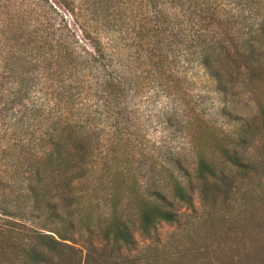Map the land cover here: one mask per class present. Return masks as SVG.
Segmentation results:
<instances>
[{
    "label": "trees",
    "instance_id": "obj_1",
    "mask_svg": "<svg viewBox=\"0 0 264 264\" xmlns=\"http://www.w3.org/2000/svg\"><path fill=\"white\" fill-rule=\"evenodd\" d=\"M194 70L218 95L256 98L264 0H0V131L14 142L4 157L20 152L16 185L0 179L15 194L0 220L16 225L0 223L2 248L53 264L85 205L101 204L104 246L132 250L135 233L176 222L175 203L193 205L196 185L245 169L249 127L210 134ZM152 98L166 100L158 125L176 126L186 148L158 145L159 156L143 144L140 101ZM209 138L217 155L202 150Z\"/></svg>",
    "mask_w": 264,
    "mask_h": 264
},
{
    "label": "rangeland",
    "instance_id": "obj_2",
    "mask_svg": "<svg viewBox=\"0 0 264 264\" xmlns=\"http://www.w3.org/2000/svg\"><path fill=\"white\" fill-rule=\"evenodd\" d=\"M194 72L195 83L191 86L202 104L199 110L204 112L210 134L217 139L226 134L236 136L249 127L251 137L245 148V169L224 168L223 180L229 188L224 181L218 185L211 181L196 185L193 205L175 203L176 222L158 224L148 237L135 233L132 250L113 244L104 246L100 237L104 209L101 204L93 208L85 205L80 216L82 222L75 226L72 239L64 242L68 247L63 248L53 264H126L127 260L141 264H264V129L257 115L258 105H264V86L258 87L256 98L246 93L231 99L214 93L212 83L202 72ZM165 103L166 100L153 98L140 101L141 140L159 156L158 145H163L164 151L187 147L176 126L163 129L158 125V110ZM182 114L179 112L177 117L181 118ZM10 138V131H0V179L16 185L17 176L13 175L17 170L11 165L20 153L19 148H12L9 159L3 151L13 147ZM202 148L217 155L210 138ZM8 196L13 198L15 194L0 191V205ZM8 222L11 223L0 220L2 224L15 225ZM23 223L38 227L25 220ZM3 244L0 243V264H23L22 255L15 248H2Z\"/></svg>",
    "mask_w": 264,
    "mask_h": 264
}]
</instances>
